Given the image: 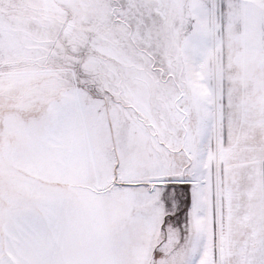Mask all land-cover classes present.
<instances>
[{"label":"snow or ice","instance_id":"1","mask_svg":"<svg viewBox=\"0 0 264 264\" xmlns=\"http://www.w3.org/2000/svg\"><path fill=\"white\" fill-rule=\"evenodd\" d=\"M0 264H264V0H0Z\"/></svg>","mask_w":264,"mask_h":264}]
</instances>
